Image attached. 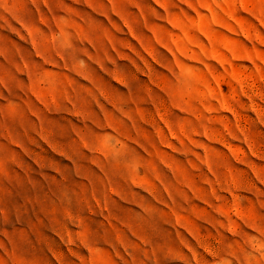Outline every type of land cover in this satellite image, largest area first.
<instances>
[{
	"label": "rangeland",
	"instance_id": "obj_1",
	"mask_svg": "<svg viewBox=\"0 0 264 264\" xmlns=\"http://www.w3.org/2000/svg\"><path fill=\"white\" fill-rule=\"evenodd\" d=\"M0 264H264V0H0Z\"/></svg>",
	"mask_w": 264,
	"mask_h": 264
}]
</instances>
